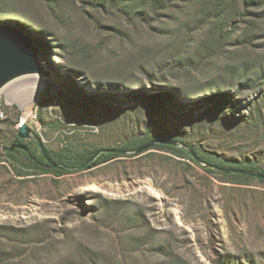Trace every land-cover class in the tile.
I'll return each mask as SVG.
<instances>
[{"label":"rangeland","instance_id":"1","mask_svg":"<svg viewBox=\"0 0 264 264\" xmlns=\"http://www.w3.org/2000/svg\"><path fill=\"white\" fill-rule=\"evenodd\" d=\"M0 27L46 56L0 126V264H264L263 179L119 152L169 133L264 171V0H0ZM39 144L116 156L57 174Z\"/></svg>","mask_w":264,"mask_h":264},{"label":"trees","instance_id":"2","mask_svg":"<svg viewBox=\"0 0 264 264\" xmlns=\"http://www.w3.org/2000/svg\"><path fill=\"white\" fill-rule=\"evenodd\" d=\"M155 96L157 95L155 94ZM163 141L171 142V143H167V144L156 143L155 145L149 147V145L153 142H163ZM152 149H162V150H169L175 152L179 156L188 158L195 164L200 165L201 167H203L202 163H204L209 167L217 166L222 168L244 169V170H249L252 172L264 174V171L256 163L251 162L250 160L236 161V160H227V159L219 158L215 155L205 153L201 148L190 145L182 138L174 137L169 133L166 134L147 133L140 140L129 143L121 150L124 152L133 151L134 153H138L139 151H141L140 153H138L141 154ZM98 153L99 151L87 155H82L73 151L72 149H65L63 153H61L60 155H52L49 152H47L49 158L56 165L62 166V168H59V167H52L41 151L40 158L42 159L43 162L38 161V164L53 169L57 174H64L65 172H68V170L66 169L77 170L81 168L83 165H87L86 168L91 169L99 164L110 161L116 156L115 154L104 153L101 156H98L93 162H91ZM31 158L34 159L32 155ZM206 170L210 172H214L211 170V167L206 168Z\"/></svg>","mask_w":264,"mask_h":264},{"label":"water","instance_id":"3","mask_svg":"<svg viewBox=\"0 0 264 264\" xmlns=\"http://www.w3.org/2000/svg\"><path fill=\"white\" fill-rule=\"evenodd\" d=\"M45 61V54L43 53L39 45H37L36 41L30 37L29 33L12 28L0 27V89L12 80L21 76L43 73ZM19 131L20 138L28 137L29 132H31L28 126L23 127ZM156 143L167 144L171 142H153L149 145V147L155 145ZM16 148L27 151V147L24 145H14L11 150H15ZM39 148L52 167L62 168V166L56 165L49 158L47 152L42 148L40 144ZM119 152L125 153L124 151ZM140 152L141 151H139L138 153ZM98 156L99 153L93 160H95ZM93 160L91 162H93ZM202 165L206 164L202 163ZM86 167L87 165H83L81 169H84ZM210 167L224 174L253 176L264 180V174L262 173H256L244 169L222 168L217 166Z\"/></svg>","mask_w":264,"mask_h":264},{"label":"built area","instance_id":"4","mask_svg":"<svg viewBox=\"0 0 264 264\" xmlns=\"http://www.w3.org/2000/svg\"><path fill=\"white\" fill-rule=\"evenodd\" d=\"M36 87L33 83L23 85L19 79H14L0 89V126L8 117L7 110L14 106L19 99L27 98L31 100L35 93ZM30 116L25 114L21 117L17 124V129L20 130L25 126H29Z\"/></svg>","mask_w":264,"mask_h":264},{"label":"bare ground","instance_id":"5","mask_svg":"<svg viewBox=\"0 0 264 264\" xmlns=\"http://www.w3.org/2000/svg\"><path fill=\"white\" fill-rule=\"evenodd\" d=\"M45 86H46V83L44 82V80H41V81H40V86H39V88H37L36 91H35L37 94H35V96H33L34 99L37 98L38 94H39L42 90H44Z\"/></svg>","mask_w":264,"mask_h":264},{"label":"flooded vegetation","instance_id":"6","mask_svg":"<svg viewBox=\"0 0 264 264\" xmlns=\"http://www.w3.org/2000/svg\"><path fill=\"white\" fill-rule=\"evenodd\" d=\"M21 140V139H20ZM23 140V139H22ZM14 145H23V144H20V143H14ZM27 147V146H26ZM24 151V150H23ZM26 153H29V149L27 148V151H24Z\"/></svg>","mask_w":264,"mask_h":264}]
</instances>
